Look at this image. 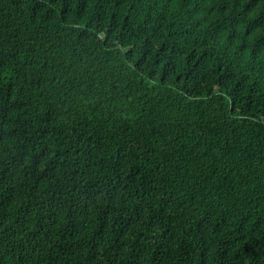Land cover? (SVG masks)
<instances>
[{
	"label": "trees",
	"instance_id": "obj_1",
	"mask_svg": "<svg viewBox=\"0 0 264 264\" xmlns=\"http://www.w3.org/2000/svg\"><path fill=\"white\" fill-rule=\"evenodd\" d=\"M0 264H264V0H0Z\"/></svg>",
	"mask_w": 264,
	"mask_h": 264
}]
</instances>
